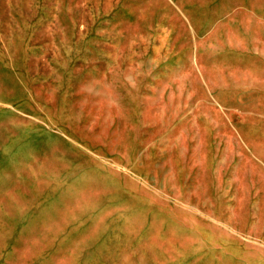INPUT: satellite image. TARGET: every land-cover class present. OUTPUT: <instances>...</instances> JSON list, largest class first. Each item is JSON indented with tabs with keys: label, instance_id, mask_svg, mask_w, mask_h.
<instances>
[{
	"label": "rangeland",
	"instance_id": "1",
	"mask_svg": "<svg viewBox=\"0 0 264 264\" xmlns=\"http://www.w3.org/2000/svg\"><path fill=\"white\" fill-rule=\"evenodd\" d=\"M0 264H264V0H0Z\"/></svg>",
	"mask_w": 264,
	"mask_h": 264
},
{
	"label": "crops",
	"instance_id": "2",
	"mask_svg": "<svg viewBox=\"0 0 264 264\" xmlns=\"http://www.w3.org/2000/svg\"><path fill=\"white\" fill-rule=\"evenodd\" d=\"M253 10H257L256 8H254Z\"/></svg>",
	"mask_w": 264,
	"mask_h": 264
}]
</instances>
